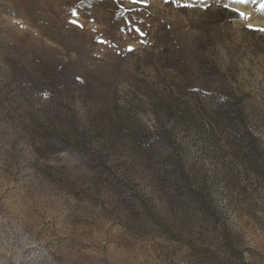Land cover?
Segmentation results:
<instances>
[{
    "label": "rangeland",
    "instance_id": "rangeland-1",
    "mask_svg": "<svg viewBox=\"0 0 264 264\" xmlns=\"http://www.w3.org/2000/svg\"><path fill=\"white\" fill-rule=\"evenodd\" d=\"M262 4L0 0V264H264Z\"/></svg>",
    "mask_w": 264,
    "mask_h": 264
},
{
    "label": "snow or ice",
    "instance_id": "snow-or-ice-1",
    "mask_svg": "<svg viewBox=\"0 0 264 264\" xmlns=\"http://www.w3.org/2000/svg\"><path fill=\"white\" fill-rule=\"evenodd\" d=\"M235 3H237V4H239V3H247V0H235ZM225 7H228V5H225ZM261 8H262V10H264V4L261 5ZM239 15L245 20L249 19V16L247 14L243 13V12H240ZM248 27L252 28L253 25H248ZM259 30L260 31H264V28H261ZM137 31H139V30H137ZM141 34H143V33H141ZM129 50L131 51L132 49L129 48Z\"/></svg>",
    "mask_w": 264,
    "mask_h": 264
}]
</instances>
